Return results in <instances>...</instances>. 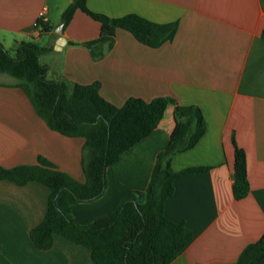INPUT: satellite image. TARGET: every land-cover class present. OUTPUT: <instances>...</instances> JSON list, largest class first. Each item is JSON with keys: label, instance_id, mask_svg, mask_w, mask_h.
<instances>
[{"label": "crops", "instance_id": "crops-1", "mask_svg": "<svg viewBox=\"0 0 264 264\" xmlns=\"http://www.w3.org/2000/svg\"><path fill=\"white\" fill-rule=\"evenodd\" d=\"M73 1L0 0V44L7 49L16 41L45 39L43 53L54 57L44 64L52 80L98 81L101 96L116 106L130 97L163 96L198 106L206 130L192 148L173 156L171 167L209 169L175 179L165 201L166 218L192 236L170 264H234L247 244L264 236V0H87L91 11L108 17L137 14L177 23L173 40L156 48L118 28L112 49L98 61L73 44L96 38L98 22L77 10L62 34L55 30ZM43 8L47 29L41 32L33 23ZM174 125L170 104L153 132L107 167L104 194L71 205L78 224L106 215L130 191L146 189ZM233 141L246 156L249 191L241 199L232 191ZM84 143L51 129L18 81L0 73V166H37L43 158L83 183ZM49 194L37 181L0 180V264H94L89 248L59 234L47 249L33 242L30 233L45 218Z\"/></svg>", "mask_w": 264, "mask_h": 264}, {"label": "trees", "instance_id": "trees-1", "mask_svg": "<svg viewBox=\"0 0 264 264\" xmlns=\"http://www.w3.org/2000/svg\"><path fill=\"white\" fill-rule=\"evenodd\" d=\"M87 0H74L62 13L64 29L77 10L100 25L98 36L81 43L94 61L112 49L116 29L128 31L138 42L159 47L173 40L177 23L159 24L137 14L108 17L91 11ZM42 31L47 29L40 22ZM264 38V28L261 32ZM34 41H16L11 50L0 44V73L18 81L29 95L37 114L47 125L69 137H83L82 164L85 182L75 181L49 161L39 158L37 166H0V180L18 184L37 181L50 189L44 220L30 236L40 249L53 243L59 234L90 249L94 264H170L191 241L182 223L164 215V204L174 191L173 182L182 176L205 172L208 167L174 171L171 159L192 148L206 130L200 108L178 105L172 97L145 101L130 97L116 106L100 94V83L78 84L67 80H48V66L40 57L44 52ZM174 105L175 125L166 147L157 153L150 180L144 191H130L106 215L88 225L76 222L71 205L90 202L102 196L107 187L106 169L158 126L168 105ZM234 143L232 191L236 199L249 191L246 156ZM234 264H264V236L247 244Z\"/></svg>", "mask_w": 264, "mask_h": 264}, {"label": "rangeland", "instance_id": "rangeland-1", "mask_svg": "<svg viewBox=\"0 0 264 264\" xmlns=\"http://www.w3.org/2000/svg\"><path fill=\"white\" fill-rule=\"evenodd\" d=\"M59 26L60 25H58V27L55 29L56 31L59 29ZM46 43V41H45V39H43V40H41L38 44H39V46H43L44 44ZM12 49V47L11 46H8L7 47V50H11ZM52 59H54V57L52 58V56L50 55V54H48V53H43L42 55H41V57H40V60H41V62L43 63V64H50L51 63V60ZM58 61V60H57ZM56 61V65H58V62ZM54 64V63H53ZM46 77H47V79L48 80H52V74L51 73H47V75H46ZM56 80H65V79H63V78H59V79H56ZM70 82H72V81H70Z\"/></svg>", "mask_w": 264, "mask_h": 264}, {"label": "built area", "instance_id": "built-area-1", "mask_svg": "<svg viewBox=\"0 0 264 264\" xmlns=\"http://www.w3.org/2000/svg\"><path fill=\"white\" fill-rule=\"evenodd\" d=\"M46 20V8L41 9L38 14V18L33 23V27L37 28L40 26V22H44Z\"/></svg>", "mask_w": 264, "mask_h": 264}, {"label": "water", "instance_id": "water-1", "mask_svg": "<svg viewBox=\"0 0 264 264\" xmlns=\"http://www.w3.org/2000/svg\"><path fill=\"white\" fill-rule=\"evenodd\" d=\"M63 27H64V24L61 23L60 26H59V29L56 32L59 33V34H62L63 33ZM61 39H63V37H61Z\"/></svg>", "mask_w": 264, "mask_h": 264}]
</instances>
